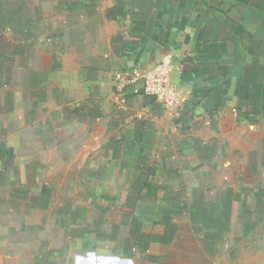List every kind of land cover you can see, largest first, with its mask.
<instances>
[{"label":"crops","instance_id":"crops-1","mask_svg":"<svg viewBox=\"0 0 264 264\" xmlns=\"http://www.w3.org/2000/svg\"><path fill=\"white\" fill-rule=\"evenodd\" d=\"M167 53L176 110L116 92ZM2 151L78 240L28 264H264V0H0Z\"/></svg>","mask_w":264,"mask_h":264},{"label":"rangeland","instance_id":"rangeland-1","mask_svg":"<svg viewBox=\"0 0 264 264\" xmlns=\"http://www.w3.org/2000/svg\"><path fill=\"white\" fill-rule=\"evenodd\" d=\"M4 138L9 133H3ZM16 145V143H15ZM0 153V264H28L33 258L42 260H62L71 253H54L52 250H68L70 241L66 235L67 222L64 227L57 220L54 208L60 200L54 190L32 187V176L24 169L25 155ZM13 164V166H12ZM41 181V180H40ZM118 195H122L119 190ZM64 224V221H63ZM59 230V232H58ZM63 235V236H62ZM76 242V243H75ZM45 246L46 253L33 254L32 248ZM75 254V253H72ZM33 260V259H32Z\"/></svg>","mask_w":264,"mask_h":264},{"label":"built area","instance_id":"built-area-1","mask_svg":"<svg viewBox=\"0 0 264 264\" xmlns=\"http://www.w3.org/2000/svg\"><path fill=\"white\" fill-rule=\"evenodd\" d=\"M182 70L181 61L171 53L160 58L152 67H131L114 75L115 89L119 93L126 86L138 85L140 93L153 97L165 110L173 112L182 100L174 75Z\"/></svg>","mask_w":264,"mask_h":264}]
</instances>
